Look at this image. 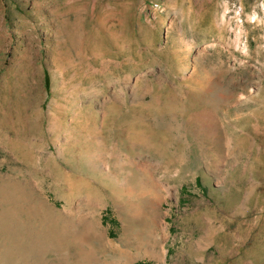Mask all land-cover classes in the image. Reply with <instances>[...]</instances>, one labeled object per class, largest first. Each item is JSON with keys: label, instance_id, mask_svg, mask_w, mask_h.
<instances>
[{"label": "rangeland", "instance_id": "1", "mask_svg": "<svg viewBox=\"0 0 264 264\" xmlns=\"http://www.w3.org/2000/svg\"><path fill=\"white\" fill-rule=\"evenodd\" d=\"M264 264V0H0V264Z\"/></svg>", "mask_w": 264, "mask_h": 264}, {"label": "trees", "instance_id": "2", "mask_svg": "<svg viewBox=\"0 0 264 264\" xmlns=\"http://www.w3.org/2000/svg\"><path fill=\"white\" fill-rule=\"evenodd\" d=\"M137 264H141V263H137Z\"/></svg>", "mask_w": 264, "mask_h": 264}]
</instances>
